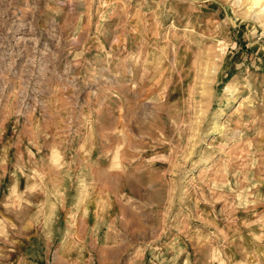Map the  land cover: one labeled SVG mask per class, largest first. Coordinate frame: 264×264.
Masks as SVG:
<instances>
[{
    "label": "rangeland",
    "instance_id": "rangeland-1",
    "mask_svg": "<svg viewBox=\"0 0 264 264\" xmlns=\"http://www.w3.org/2000/svg\"><path fill=\"white\" fill-rule=\"evenodd\" d=\"M0 264H264V0H0Z\"/></svg>",
    "mask_w": 264,
    "mask_h": 264
},
{
    "label": "bare ground",
    "instance_id": "bare-ground-1",
    "mask_svg": "<svg viewBox=\"0 0 264 264\" xmlns=\"http://www.w3.org/2000/svg\"><path fill=\"white\" fill-rule=\"evenodd\" d=\"M257 2V1H256ZM24 53V52H23ZM50 59V58H49ZM55 60V59H54ZM54 62V61H53ZM48 68V67H47ZM133 71V70H132ZM44 169V168H43ZM78 191V190H77ZM79 193V192H78Z\"/></svg>",
    "mask_w": 264,
    "mask_h": 264
}]
</instances>
